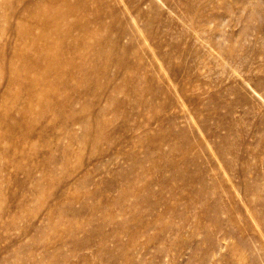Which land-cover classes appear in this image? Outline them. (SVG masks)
<instances>
[{
	"label": "rangeland",
	"instance_id": "374dc122",
	"mask_svg": "<svg viewBox=\"0 0 264 264\" xmlns=\"http://www.w3.org/2000/svg\"><path fill=\"white\" fill-rule=\"evenodd\" d=\"M14 2L20 8L26 5L23 0H0V69L19 48L20 17L30 18L24 12L14 17ZM49 9L40 5L36 11ZM249 12L252 19L247 21ZM67 21L89 27L80 32L84 44L63 53L64 65L73 75L85 68L97 73L75 75L67 89L56 83L52 98L77 93L82 102L75 109L86 101L91 104L90 125L73 129L86 139L70 142L53 120L54 112L40 116L43 107L38 104L33 105L34 114L25 115L33 131L25 138L21 132L14 134L29 153L24 167L64 163L56 166L54 184L39 176L33 182L21 176L20 232L12 226L7 233L1 231L0 249L13 254L19 240L24 264H30V258L40 264H80L84 259L72 257L64 263L69 254H85L81 264H264V0H87ZM93 53L94 62L88 61ZM5 75L0 71V90ZM106 85L116 86L111 95L118 104H108L99 113L112 88ZM11 91L15 95L21 89L14 85ZM20 109L12 99L5 100L0 116L8 118ZM224 145L228 155L221 153ZM103 154L105 164L95 169L91 163L101 161ZM4 177L8 199L3 208L9 222L16 207L14 187L8 171ZM82 177L92 184H76ZM251 183L260 186L257 198L246 195ZM155 184L148 191V185ZM137 192L170 207L162 204L154 214L145 201L130 212ZM71 195L78 196L76 213L61 216L58 203L66 208ZM121 197L125 203L118 208L114 201ZM122 220H127L126 231L119 234ZM150 220L155 223L146 229ZM162 228L165 234H159ZM94 229L95 236H87ZM68 230L86 239L88 248L74 249ZM134 231L143 235L137 245L130 244ZM115 237L125 251L116 249ZM103 240L105 249L99 246Z\"/></svg>",
	"mask_w": 264,
	"mask_h": 264
},
{
	"label": "bare ground",
	"instance_id": "6f19581e",
	"mask_svg": "<svg viewBox=\"0 0 264 264\" xmlns=\"http://www.w3.org/2000/svg\"><path fill=\"white\" fill-rule=\"evenodd\" d=\"M16 1H17V3L22 2V0H16ZM23 1L25 2L26 5H24L21 8L19 7V4H16V2H14L11 5L10 8L14 13L13 16L14 17H16L18 15L21 16V14L24 12V13H27L26 16L30 15V18L27 21L26 17L23 18L24 15L20 17V22H19L20 33L16 37V40L18 41V42H16V44H17V47H19V48H17V53H15L13 55H9L6 58L7 60H5V63H2V66L0 69V71L2 73H4V75L8 74V76L5 75L6 78L4 79V82H5L4 87L5 88L3 90H0V105H2L5 102V100L12 99L15 103H17V105L22 106V109L18 110L16 114L9 115L8 118H3L0 116V121H1L0 124L3 125L2 126L3 129L0 132V232L3 231V232L7 233L9 231L8 228L10 226H12L14 228L15 232H17L18 234L20 232V223H21V218H22V210H21L22 209V202H21V198L19 196V192L22 190V188L24 186V182L21 179V176L25 175L26 177H28V179H31L32 182L37 180L38 176H39L40 178L48 179L49 183L54 184L53 177H55V175L57 174L56 166L58 164H61V161L60 162L58 161L59 163L58 164L56 163V165H54L55 167L51 163L50 165H47V166H49V168L45 167V169L43 167H39L38 165H33V164L28 166V167H24L23 160L25 159V157H28L29 153L26 152L24 150V148L22 147V145H20L18 143L19 140L16 137L17 135L14 136V134L21 132L23 134L22 137L25 138L26 137L25 134H27L31 130L33 131V127L31 125V123L27 122L25 115L27 113L34 114L33 105L38 104V105L43 107L42 111H40V114H39L40 116L46 114L47 112L53 111L54 112L53 120L55 122L60 123L59 124L60 130H62V129L64 130L69 141L70 142L78 141V142L83 143L85 141L86 137L83 134L79 135L73 129L76 128V126H78V129L83 128V130H84L90 125L91 120H90V117L88 116V113H89L91 104L86 101L82 104V106L79 109H75V106L77 104H79L81 101L80 95H78L77 93L72 94V93L64 92V93L60 94L58 97H56V99L55 98L53 99L52 98V95H53L52 92L56 88L55 87L56 83H58L60 85L59 88H62L61 86H63L64 89H67V88H71V86H72L71 81L73 80V78H75V75H77V76H92V75H95V73H97V72L93 73L92 71H89L87 68H85L82 71L79 70L78 73L73 75V72L68 71L69 67L64 65V62H63V53L64 52H66L68 54H69V52L72 53L73 51H75L76 49L79 48L80 44H84V36L81 37L80 32L86 31L87 28L89 27L88 24L84 25V24H80V23H73V22L67 21V19L70 16H73L76 12H78L80 8H84L87 0H75V1H77L75 4H72V2L70 0H23ZM101 1H103V0H101ZM104 1H106V0H104ZM40 5H46L50 9L48 10V12H44V13L40 14L36 11ZM261 18H263V17L261 15V13H259L258 19H260V20L258 22H261ZM250 19H252V14L249 12L248 15L246 16V20L249 21ZM132 20H134V19H132ZM100 23L102 24V22H100ZM100 23L98 22V25ZM204 23L206 24L207 22L204 21ZM247 27L249 28V25H247ZM254 27H258V26L256 25ZM10 28H11V26H10ZM23 28L27 29L28 31H24L21 33L22 30H25ZM4 30H5L4 28L1 29V31H4ZM76 32H78V34ZM2 36H3V33H0V39L2 38ZM19 40H21V41L26 40V43H24V46H20L21 41L19 42ZM66 40H68L69 42H66ZM98 44H100V42H98ZM94 55H95L94 53H93V56L89 55L87 57V60L94 62ZM263 56H264V54H263ZM18 61L20 62L19 67L15 65V63ZM89 69H91V68L89 67ZM87 72L89 74H87ZM263 72H264V70H263ZM62 74L65 75V78H63L61 76ZM91 78H93V77H91ZM68 79H69V81H67ZM246 82H248V81H246ZM261 84H259V85L263 86L262 91L264 93V77L261 80ZM14 85H17L19 87V89H21V91L15 95H13L11 93L12 92L11 91L12 86H14ZM246 85H247V83H246ZM106 86H108V85H106ZM110 86H108L109 89H110ZM112 86H113V84H112ZM249 86H251V85H249ZM115 87L111 88L109 95L107 96V99H106L107 102L98 111L99 113L103 112L106 109V106L108 104H111V103L112 104L113 103L118 104V101L111 95L112 91H114V92L117 91L116 90L117 88H115ZM261 92H260V95H261ZM81 95H82V93H81ZM22 97H23V99H22ZM262 101H264V100H262ZM93 114H95V112ZM102 122L105 123L104 121H102ZM92 123L95 124L93 121H92ZM103 123H102V125H103ZM117 129H119V128H117ZM102 130H103V127H102ZM115 133H117V131ZM31 134H32V132H31ZM104 136H106V135H104ZM114 138H115V136H114ZM63 140H65V139H63ZM8 144H11V149H10V147H8ZM107 144H108V142H107ZM111 146H112L111 143H109V147H111ZM54 149H56V148H54ZM66 149H64V150H66ZM221 153L223 155L224 154L228 155V147L225 146L224 148H222ZM63 154H65V153H63ZM55 155H57V153ZM64 156H66V155H63V157ZM53 158H55L54 155H53ZM103 158L101 161H99L96 164L91 163V166H93L95 169L99 170V167L103 166L105 164L103 161L104 160L106 161L107 155L103 154ZM4 159H7V161H8L6 164H3L2 160H4ZM49 160L52 161V154L49 156ZM55 162H57V161H55ZM4 163H5V161H4ZM63 163L60 166H62ZM64 166H66V164ZM6 171H8L11 174L10 183L14 187V189H13L14 190V194H13L14 201L13 202L16 206L12 210L13 211V213H11L12 215L10 213H8V215H11V219L9 220V222L6 221V215L7 214L5 213L6 210L3 208V204L8 199L7 195L3 192V186H2L3 183H5L4 172H6ZM195 173L197 174L196 171H195ZM189 177L190 176H188V178ZM76 180H75V183H76ZM93 180H94V178H93ZM181 180H183V179H181ZM248 180L251 181L250 179H248ZM249 181H248V183H249ZM78 182H79V184H78ZM6 183H8L7 180H6ZM39 183H40V181H39ZM76 184L81 185V186L83 185L84 187H86V186L88 187V185L92 184V183L90 182L89 179H87V177L86 178L82 177L79 179V181H77ZM159 184H161V183H157V185H159ZM186 184L187 183H185V185ZM263 185H262V187H263ZM155 186H156V184L155 185H148V191L152 192V189H153V187L155 188ZM160 186H163V185H160ZM10 187H9V189H10ZM36 187H37V189L41 188L40 185H37ZM68 189L69 188H67L66 191ZM259 191H260V186L257 183H251L250 185L246 186L247 197L251 195L254 198H257L258 194L260 193ZM139 192L135 193L137 201H135L131 205H129V207H128V208H130L129 211L135 210V212H137L140 204L142 202H145V201L150 205V212L151 213H153L162 204L168 205L167 203H164V201H162V200H159V201H152L149 199L147 200L146 195H144V194L140 195ZM84 193H86V191ZM82 198H84V197H82ZM259 198H260V196H259ZM77 199H78V196L73 197L71 195V198L67 202L64 200V202H66V204H67L66 208H62L61 202H59L58 203L59 204V207H58L59 214L61 216L66 214V212H68L69 215L75 214L76 210L74 208V203L76 202ZM108 203H110V204H107L106 207L108 209H110L111 202H108ZM114 203L119 208V206H124L123 204L125 202L121 197V198L115 200ZM168 207H170V205H168ZM120 208H122V207H120ZM126 208H127V205H126ZM254 209H255V211L259 212V209H257V207H255ZM122 210H123V208H122ZM169 210H171V209L169 208ZM217 211H218V209H217ZM262 211L264 213V209H262ZM132 212H134V211H132ZM151 213H149V214H151ZM155 213L156 212H154V214ZM126 214H127V212H126ZM161 214H162V212H161ZM122 215H123V213H122ZM74 216H73V218H74ZM175 216H176V214H175ZM7 220H8V218H7ZM138 220H141V219L139 218ZM138 220H137V222H138ZM143 221H141V222H143ZM261 222L264 226V218H262ZM153 223H155L153 220H150L148 222L146 221V223H145L146 224L145 227H147L146 229L151 228ZM126 224H127V220H122L118 223L119 234H122L123 232L126 231V229H125ZM137 224L138 223H136V225ZM172 227H173V225H172ZM172 227H171V229H172ZM39 230H40L39 232H41V229H39ZM95 230L96 229L89 231L87 236L94 235L95 233H97V231H95ZM135 232L136 231H134V233L130 234V242H131L130 244L131 245L136 244L138 236H143L141 234H136ZM164 232H165V230H164V228H162L160 230L159 234H162ZM68 233L70 234V236L72 238V244H73L72 246H74L73 247L74 249L77 250V249H80L81 247L82 248L86 247V242H87L86 239L83 240V239H78V238L74 237V235H76V232L74 230H68ZM114 233H116V232H114ZM0 234H2V233H0ZM109 234H111V233L109 232ZM16 236H18V235L16 234L15 237ZM102 237H101V239H102ZM4 239L5 238H3V240ZM161 239H163V238L161 237ZM112 241H114L116 243V249L123 250V247L120 246L122 244V242L121 241L119 242V239L117 237H115V239ZM107 242H108V240H107ZM18 243H19V240H18ZM18 243H16L14 245V246H16V248H14L13 254H8L9 250H7V249H4V251L0 249V264H24V261H23L24 258H23V255L21 254L22 248L20 245L18 246ZM119 243H121V244L119 245ZM246 243H247V241H246ZM93 246H95V245H93ZM99 246H100V248L103 247L105 249V247H106L105 240H103ZM86 248H88V247H86ZM73 250L71 249V253ZM247 250L248 251L250 250V245L247 246ZM75 251H73V252H75ZM123 251H125V250H123ZM139 251H137V252H139ZM31 255L32 254H30L29 257ZM85 256H86L85 254H69L65 257V260L64 259H62V260H64V263H68V262L73 261V260H71L72 257H76V258H83L84 257V259H85ZM162 256H161V258H162ZM84 259H81V260L83 261ZM81 260H80V262L82 263ZM140 261H141V259H140ZM27 262L29 264V261H27ZM39 262L40 261H36V259L33 260V258H30V264H40Z\"/></svg>",
	"mask_w": 264,
	"mask_h": 264
}]
</instances>
